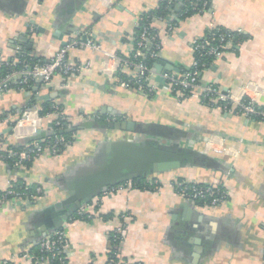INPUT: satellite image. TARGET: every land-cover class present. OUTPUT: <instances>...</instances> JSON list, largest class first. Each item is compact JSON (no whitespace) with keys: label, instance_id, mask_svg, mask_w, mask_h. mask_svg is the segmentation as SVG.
<instances>
[{"label":"crops","instance_id":"obj_1","mask_svg":"<svg viewBox=\"0 0 264 264\" xmlns=\"http://www.w3.org/2000/svg\"><path fill=\"white\" fill-rule=\"evenodd\" d=\"M163 1L0 0V65L23 57L50 62L83 33L103 50L69 52L70 64H91L79 76H56L48 84L35 82L0 95V151L27 147L51 133L55 118L40 116L47 102L62 107L74 136L72 146L58 157L45 152L21 168L0 160V192L18 182L44 189L35 203L0 211V264H26L23 253L37 249L56 231L62 214L56 205L68 196L70 181L97 169L110 142L148 137L178 145L190 154V163L147 176L165 183L159 192L118 189L102 195L88 210V219L65 222L67 263L108 264L114 253L130 264H264V120L210 108L198 95L180 100L165 86L158 87L155 73L150 83L158 91L153 96L119 87L123 73L112 80L102 73L107 54L132 53L146 15L153 18L147 25L158 35L161 58L179 71L193 65V43L220 27L245 40L201 73V82L228 91L246 89L264 108V0H210L208 10L186 19L181 18L184 0H169L168 17L158 16ZM98 115L121 116L147 132L108 130L95 121ZM217 141L235 148L237 155L209 150L208 143ZM178 178L223 185L229 202L219 207L188 203L169 184ZM123 215L128 226L112 253L110 238Z\"/></svg>","mask_w":264,"mask_h":264},{"label":"built area","instance_id":"obj_2","mask_svg":"<svg viewBox=\"0 0 264 264\" xmlns=\"http://www.w3.org/2000/svg\"><path fill=\"white\" fill-rule=\"evenodd\" d=\"M209 0H203L204 8L208 5ZM191 6L196 7L197 4L193 3ZM173 26V25H172ZM170 26V30L173 27ZM149 27H144L143 31L138 37V41L133 43L132 53L134 56H119L113 54H107L104 62L102 63V73L112 80L113 76L117 73H125L128 75V79L119 80L117 85L123 89L135 90L143 95L153 96L158 91V87L155 84H151L153 81L152 74L153 69L144 62H139L136 58L144 57L145 53L143 49L150 50V58L161 59L162 45L157 34H153L149 31ZM87 33L79 34L78 39L72 40L63 47L56 57L50 62H37L34 64H25L20 66V61L11 63L10 69L6 74H2L0 65V95H6L12 91H23L30 88L33 83L41 82L48 84L56 76L73 77L79 76L84 71L91 68L90 63L85 64H70L68 61L69 52L73 48H89L95 52L102 53L101 46L93 39H87L84 42V38L87 37ZM201 41H203L201 43ZM218 44H212V40L201 37L193 43L195 52H206L209 56L214 57V60L222 59L225 53L233 47L234 42L231 38H226L224 35H220L217 38ZM131 56V57H130ZM134 58V59H133ZM136 60V61H135ZM197 67L196 60L189 68V71L183 74L179 73H166L163 75L165 80V87L167 90L174 94L180 100L199 96L201 101L210 108H216L221 106L225 113L231 115H238L247 118L248 120H264V108H261L254 96L248 95L246 89H239L235 91H228L220 88L215 84H203L201 82V74L198 70L191 68ZM58 105L53 106V113L47 114L46 117L52 116L55 118L56 125L62 127V120H65L63 110L58 108ZM96 120H103L106 123H118L124 121L121 116H95ZM73 141L63 135L56 137L54 142H49L46 145H42L38 142L29 144L21 152L11 153L10 156L16 159L14 163L15 168L24 167L25 162L34 161L41 157L45 152H49L52 156L58 157L61 154V150H67L71 147ZM208 149L214 150L219 154L237 155L235 148L225 147L219 141L209 142ZM141 181V180H138ZM145 182L154 187L155 192H159L162 186L165 184L158 178L147 179ZM175 193L180 195L188 203H201L210 207H219L229 202V195L226 188L223 185L203 184V185H190L187 180L176 179L169 183ZM12 185L5 194L0 195V211L7 205H12L13 208H18L23 202L35 203L38 197L42 196L44 189L40 186L35 187V192L28 194V190L32 188L31 184H26L25 190H17ZM132 188L131 181H127L118 186L108 189L104 195H110L118 189ZM101 195V196H102ZM101 196L93 200L90 204L84 206L78 211V214L83 216L88 214V210L93 205L96 206ZM91 217L88 215V218ZM72 218V217H71ZM69 220H73V219ZM128 226V216L123 215L121 217V224L115 230V241H117V247H119L124 238L125 229ZM69 245L67 234L63 228L54 231L48 237H45L39 243V254L26 251L22 255V262L26 264H68L66 257V250ZM110 258L108 264H130L126 260L116 258ZM2 264H14L11 261H5Z\"/></svg>","mask_w":264,"mask_h":264},{"label":"water","instance_id":"obj_3","mask_svg":"<svg viewBox=\"0 0 264 264\" xmlns=\"http://www.w3.org/2000/svg\"><path fill=\"white\" fill-rule=\"evenodd\" d=\"M74 3L70 1L72 7ZM87 39H92V36L88 34L83 41L86 42ZM169 72L178 73L179 70L172 62L164 58L159 59L153 70V73L157 75L156 82L159 88L162 89L165 86L163 75ZM107 129L129 134L147 132L143 129H136V124L128 121L110 123ZM35 139L36 137L32 138V140ZM189 156L190 154L178 145L168 146L152 137L144 140L124 139L110 142L106 149L105 160L97 169L70 181L68 196L56 205V209L62 210V214L56 218L55 230L62 228L77 210L90 204L108 189L127 181L140 180L149 175L173 170L178 166H183L184 162L189 164Z\"/></svg>","mask_w":264,"mask_h":264},{"label":"trees","instance_id":"obj_4","mask_svg":"<svg viewBox=\"0 0 264 264\" xmlns=\"http://www.w3.org/2000/svg\"><path fill=\"white\" fill-rule=\"evenodd\" d=\"M193 3H196L197 6L196 7L191 6V4H193ZM169 4H170L169 0L163 1L162 4H161V6H160V8H159V10H158V12L156 14L158 16L166 17L167 18L168 17V11H169V9H168L169 8ZM209 4H210V0L208 1V5L204 8V6H203V0H184V8H183V11H182L181 18L182 19H186V18L192 17V16H194L196 14H201V13H203L206 10L209 9ZM148 18H149V16L146 15L144 17V20H143L141 26L137 29V39H136V42L138 41V37L141 34V32L143 31V28L144 27H149L147 24H149V22L152 21L151 20L152 17L149 18V19ZM149 31L152 32L153 34H157L152 29H149ZM220 35H224L226 38H231L233 40V42H234V48L233 49H235L236 46H238L241 42H243V40H245L244 39V36H242L241 34H239V33H232V32H229V31L223 29V28H220V27H217L215 29H211V30L207 31L206 34H205V37L208 40H212V44L216 45V44H218L217 38ZM202 42L203 41H201V43ZM143 51L145 53V56L144 57H140L139 56V58H136V60L139 61V62L146 63L149 66V68L153 69L155 63L157 62V60L150 58V55H149L150 50L143 49ZM134 55H135V53L131 54V56H134ZM194 60H196V62H197V67H194V68H191V69H192V71L193 70H198L200 74L203 73V72H205L207 69H209L212 66V64L215 62L214 57L209 56L208 54H206V52H195V58H194ZM37 62H39V61H35V59H33V58L23 57L22 59H20V66H23L25 64H34V63H37ZM9 65H7V66L2 65V67H1V69H2L1 73L3 75L6 74L9 71V69H10V66ZM187 71H189V68L183 69L182 71L180 70L178 73L179 74H183L184 72L186 73ZM123 74L121 75L123 77V79H128L129 78L127 74H124V75ZM172 95L175 96V92ZM54 105H55L54 102L44 103L42 105V110L40 111V116L41 117H46L47 114L53 113V111H54L53 106ZM58 108L61 109V110H63L62 107H60V106ZM95 121L98 122V123L104 124L106 126L109 124V123L104 122L103 120H96L95 119ZM62 124H63L62 127H58L56 125V121H54L53 122V126H52L51 133L43 136L42 139H40L38 141H35V142H38V143H40L42 145H46L49 142H54L55 139H56V137L59 136V135H63V136L67 137L68 139H70L71 141L74 142V139H73L74 136H73V134L71 132H68L70 125H69V122H68V118L66 116H65V120H62ZM31 143H33V142H30V144ZM25 148L26 147H24V146H18V147H12L8 151H0V160L7 162L13 168H15L14 167V163H15L16 159L14 157L10 156V155H11V153L21 152ZM64 151L65 150L62 149L61 150V154ZM32 163H33V161L25 162L24 166H30ZM178 179L179 180H185L183 178H178ZM140 180L141 181H138V179H136V180L131 181L132 188H135V189H138V190H142V191L155 192L154 191L155 190L154 187L151 184L149 186V183L148 182H145L147 180V177L146 178H141ZM26 184H28V183L18 182V183H16V184L13 185L14 186L13 188L14 189H17V190H25L24 187H26ZM190 185H195V184L190 183ZM31 186H32V188L27 191L28 194L34 193L35 192V187H38L39 185H31ZM2 194H5V193L4 192H0V195H2ZM79 210H77L73 214V216H71L72 218L71 217L70 218L73 219V220H78V219L85 220V219H88V214L81 216V215L78 214V211ZM110 244H111L110 247H112V250H113L112 253H113L114 250H115V248L117 247V244H118L117 241H115V233H113L111 235ZM32 252H34V254L38 255L39 254V249L38 248L37 249H33ZM114 256H115L114 253H113V255L111 254V257L112 258H114ZM116 258H117V256H116Z\"/></svg>","mask_w":264,"mask_h":264}]
</instances>
